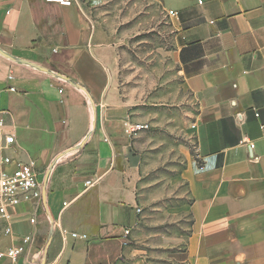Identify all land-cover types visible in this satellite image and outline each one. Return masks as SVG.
Returning a JSON list of instances; mask_svg holds the SVG:
<instances>
[{"label":"crops","instance_id":"crops-1","mask_svg":"<svg viewBox=\"0 0 264 264\" xmlns=\"http://www.w3.org/2000/svg\"><path fill=\"white\" fill-rule=\"evenodd\" d=\"M71 1L0 0V172L10 158L46 181L0 251L29 235L21 264L43 244L45 264H264V0H150L177 13L178 88L196 107L195 156L152 181L130 152L139 118L119 95L108 0Z\"/></svg>","mask_w":264,"mask_h":264},{"label":"rangeland","instance_id":"rangeland-1","mask_svg":"<svg viewBox=\"0 0 264 264\" xmlns=\"http://www.w3.org/2000/svg\"><path fill=\"white\" fill-rule=\"evenodd\" d=\"M104 7L107 28L113 30L120 98L127 114L137 115L138 125L144 126L136 130L137 148L132 145L130 152L148 169L143 174L145 181L162 180L195 156L191 125L196 107L178 88L173 24L161 5L150 0H108ZM38 173L42 185L45 170ZM187 223L183 219L181 225L170 227L180 231L187 229ZM142 227L151 231V227ZM43 246L35 264L44 259Z\"/></svg>","mask_w":264,"mask_h":264},{"label":"built area","instance_id":"built-area-1","mask_svg":"<svg viewBox=\"0 0 264 264\" xmlns=\"http://www.w3.org/2000/svg\"><path fill=\"white\" fill-rule=\"evenodd\" d=\"M46 2L59 3L62 6H70L71 0H45ZM168 15L177 18V13L169 11ZM10 91L14 89L10 88ZM144 126L136 125L133 131L143 129ZM194 128V126H192ZM6 145L14 143L12 135H6L4 138ZM6 166H11V169L0 172V233L10 235L12 216L16 209L20 206L33 207L38 204L41 199V181L39 173L33 163H23L10 158L4 159ZM86 186H92V183L87 181ZM139 212V210H137ZM35 220L30 219V223ZM128 234V231H125ZM63 238L66 236L62 233ZM73 237L76 235L73 234ZM33 238L31 236H23L20 238V243L6 250L0 251L1 264H21V259L25 255L27 249L32 245Z\"/></svg>","mask_w":264,"mask_h":264},{"label":"water","instance_id":"water-1","mask_svg":"<svg viewBox=\"0 0 264 264\" xmlns=\"http://www.w3.org/2000/svg\"><path fill=\"white\" fill-rule=\"evenodd\" d=\"M46 181L44 180L42 182V188H41V199L40 201H42L43 203H45V199H46ZM32 264H35V261L32 263ZM40 264H45V259H43Z\"/></svg>","mask_w":264,"mask_h":264}]
</instances>
